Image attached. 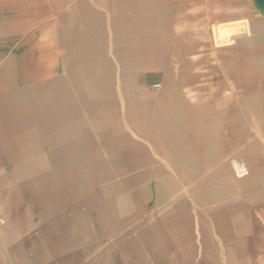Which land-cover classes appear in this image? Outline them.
<instances>
[{"label":"crops","instance_id":"1","mask_svg":"<svg viewBox=\"0 0 264 264\" xmlns=\"http://www.w3.org/2000/svg\"><path fill=\"white\" fill-rule=\"evenodd\" d=\"M0 264H264V0H0Z\"/></svg>","mask_w":264,"mask_h":264},{"label":"rangeland","instance_id":"2","mask_svg":"<svg viewBox=\"0 0 264 264\" xmlns=\"http://www.w3.org/2000/svg\"><path fill=\"white\" fill-rule=\"evenodd\" d=\"M219 40H220V41H222V39H221V38H219Z\"/></svg>","mask_w":264,"mask_h":264}]
</instances>
